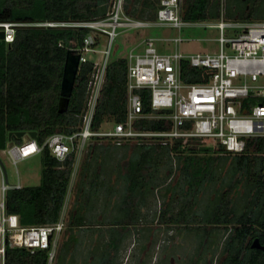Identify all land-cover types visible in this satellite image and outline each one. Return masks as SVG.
<instances>
[{
    "label": "trees",
    "instance_id": "16d2710c",
    "mask_svg": "<svg viewBox=\"0 0 264 264\" xmlns=\"http://www.w3.org/2000/svg\"><path fill=\"white\" fill-rule=\"evenodd\" d=\"M115 0H0V21L24 23H65V26H23L16 31L12 43L0 41V150L9 143L22 144L25 135L36 132L40 145L57 133L72 134L80 129L88 93L87 87L93 74L92 62L82 63L76 77L74 90L67 112H58V102L67 51L80 48L90 29L74 27L73 22H87L106 18ZM264 0H253L237 15L226 11V17L256 21ZM160 0H125V13L133 18L154 21ZM222 0H182V16L186 20H219L222 16ZM100 44V39H97ZM128 60L122 57L111 60L105 82L99 96L93 129L99 130L106 122L123 123L126 119L129 91L127 86ZM207 70L194 68L182 62L181 77L185 83L198 84L206 80ZM143 102L144 114L162 115L151 107V93L137 91ZM256 100L244 102V113ZM137 130L169 131L170 120L163 118L142 119L135 123ZM10 133L14 135L9 138ZM245 149L240 154L226 151L220 145H207L200 138L187 141L176 140L162 145L153 141L148 144L116 145L133 148L134 154L125 161L122 177L126 182L123 199V221H139L142 207L146 204L151 187H162L155 183L160 164L167 161L170 175L179 173L178 185L190 195L178 213L171 214L169 206L160 211L159 221L189 223L192 199L205 184L218 182L216 172L222 164L230 162V178L224 181L227 190L204 212L208 219L209 232L213 227L226 228L230 224V236L225 250L230 252L229 264H257L255 256L246 263L242 260L247 238L263 234L264 230V137L244 138ZM94 144V147H98ZM41 157L43 168L38 186L10 189L6 194V212L17 215L22 226H39L59 220L76 164V154L66 160L56 159L48 148ZM164 185V182H163ZM164 188V187H163ZM167 192L175 187H167ZM235 193V199L229 198ZM192 198V199H191ZM170 214V217H168ZM81 223L84 217L73 219ZM249 224V225H248ZM124 232L122 237H124ZM122 239L116 242V250ZM249 248V247H248ZM48 251L34 253L23 248H7L5 264H48Z\"/></svg>",
    "mask_w": 264,
    "mask_h": 264
},
{
    "label": "built area",
    "instance_id": "2783aa9c",
    "mask_svg": "<svg viewBox=\"0 0 264 264\" xmlns=\"http://www.w3.org/2000/svg\"><path fill=\"white\" fill-rule=\"evenodd\" d=\"M125 0H115L106 18L87 22H73L74 27L90 29L80 48H74L81 55L80 65L92 62L93 74L89 80L88 101L82 115L80 129L72 134L57 133L50 136L43 145L28 134L22 144L9 143L0 150L17 165L28 158L40 155L48 148L59 161L71 154L76 159L90 145L91 141H111L116 145L126 143L148 144L153 141L168 145L176 140L187 141L200 138L213 141L211 146L220 145L227 152H244L248 137H264V21L226 19L222 14L216 21L186 20L182 16V0H160V7L154 21L133 18L125 13ZM65 26V23H24L0 21L4 40L12 43L16 31L23 26ZM172 28L181 30L188 27L217 29L219 50L186 54L182 51H161L157 43H173L179 47L190 39L182 37H146L132 50L128 60V106L123 123H115L111 130L102 127L93 129L94 115L114 41L124 30L141 28ZM106 39L100 49L97 39ZM71 49V48H70ZM101 54L98 60L88 55ZM187 61L194 68L208 71L206 80L198 84L185 83L181 77L182 62ZM147 89L151 93V107L164 111L162 115L144 114L143 102L137 91ZM256 100L244 113V102ZM163 118L173 123L169 131L137 130L135 123L142 119ZM2 152V153H1ZM264 156V154H263ZM0 161V264H5L7 248L28 249L32 253L48 251V264H53L60 235L66 228L64 210L55 223L39 226H22L17 215L6 212V194L10 189H21L19 182L9 184L7 171ZM77 161V160H76ZM4 164V162H3Z\"/></svg>",
    "mask_w": 264,
    "mask_h": 264
},
{
    "label": "rangeland",
    "instance_id": "374dc122",
    "mask_svg": "<svg viewBox=\"0 0 264 264\" xmlns=\"http://www.w3.org/2000/svg\"><path fill=\"white\" fill-rule=\"evenodd\" d=\"M251 1L253 0H222V14L225 15L226 19H231L226 17V11L232 15H237ZM258 16L256 21H264V4L260 8ZM146 37H182L183 39H190L189 42H183L179 47H176L173 43H157L159 49L164 46L169 52L179 50L186 54H192L219 50V43L217 42L219 31L217 29L205 27H188L181 30L158 27L141 28L124 30L119 34L114 41L110 60L127 57L132 50L138 52L142 47L137 46ZM100 44V49H103L106 39L100 37ZM101 56V54L88 55L90 59L95 60L100 59ZM114 124L106 122L103 127L106 130H111ZM94 142H90V145L86 147L76 161L63 207L66 228L60 235L53 264H89L94 260L89 255H91L92 246L98 242L96 239L99 240L98 232H88L86 228L74 227L69 229L70 221H73V219L84 217L85 221H99L103 227L105 224L110 225L124 220L123 199L126 192V182L122 177L124 173L122 167L125 161L134 154V149L116 147L111 141H105L101 146L94 147ZM204 142L207 145L214 143L213 141ZM1 156L7 171L9 184L16 185L20 182L23 186H38L41 183L43 163L39 155L21 161L17 165H14L5 154H1ZM168 166L169 163L167 161L164 164L163 162L160 164L159 172L155 176V183L162 184V187L158 186L155 189L151 187V192L147 195L146 204L142 207V215L139 221H149L151 223H153L152 221H159L160 211L164 207L169 206L172 210L170 213L175 214L181 210L185 203L188 204L190 201V195L186 194V191L182 189V185H178L179 173L175 172L174 175H170ZM229 168L230 162L222 164L216 172L218 182L216 184L214 182L205 184L195 199L191 198L193 204L190 217L196 219L194 222L197 221L199 223L202 221L205 225L209 223L208 219H204V212L213 203H217L218 195L227 190L224 181L230 178ZM0 178H2L1 171ZM169 186L175 187V190L167 192L166 188ZM236 197L233 192L229 195L231 199ZM168 217H170V214H168ZM110 227L106 226V228L100 229L99 232L103 235L111 231L113 235L111 238H116L118 232ZM192 227L194 228L195 226H189V228L183 230L185 240L183 248L179 249V254L182 251L184 254L189 253L190 255L195 252L199 253L203 251V247L214 243L212 239H207L206 229L203 226H199L202 229H199L196 235H193L195 233H192ZM215 233V244L219 247L217 248L218 254L221 252L228 237L226 238L225 228L219 227ZM114 242L112 241L111 244L114 245ZM131 242V240L127 242V248L130 247ZM96 260V262H99L100 259L97 258Z\"/></svg>",
    "mask_w": 264,
    "mask_h": 264
},
{
    "label": "flooded vegetation",
    "instance_id": "af4514ba",
    "mask_svg": "<svg viewBox=\"0 0 264 264\" xmlns=\"http://www.w3.org/2000/svg\"><path fill=\"white\" fill-rule=\"evenodd\" d=\"M119 221L114 224H105L104 227L99 221H70V228H86L88 232H98V242L92 246V250L89 255L92 260L89 264H229L227 262L230 252L225 250V245L221 249V252L217 254V248L215 242V229L209 232L210 223L203 224L202 221H189V223H181L178 221ZM249 225V224H248ZM111 226L110 228L116 230V238H111V231L105 234L99 232L100 229ZM189 226H195L192 230L193 235L199 232V226H203L206 229V236L209 240L212 239L214 243L203 247V251L194 254H184L183 251L179 254V249L184 245V233L185 228ZM230 230H226L227 237L230 236L231 226L227 225ZM68 228V227H67ZM261 231L264 230L259 226ZM189 230V229H187ZM115 232V231H113ZM125 235L122 237L121 234ZM166 232V233H165ZM108 234V235H106ZM102 235V237H101ZM189 235V234H187ZM191 235V234H190ZM122 239L119 248L116 250V242ZM131 240L130 247L126 245ZM258 241L260 248H252L255 241ZM112 241L114 245L111 244ZM127 246V247H126ZM245 249L242 252V260L246 263L248 259L255 256L257 264H264V237L263 234L259 236L253 233L248 236L245 243ZM249 247V248H248ZM221 248V247H220ZM100 259L96 262V259ZM247 264V263H246Z\"/></svg>",
    "mask_w": 264,
    "mask_h": 264
},
{
    "label": "water",
    "instance_id": "95a60500",
    "mask_svg": "<svg viewBox=\"0 0 264 264\" xmlns=\"http://www.w3.org/2000/svg\"><path fill=\"white\" fill-rule=\"evenodd\" d=\"M4 37H5L4 32L0 30V41H3ZM80 59H81V55L78 54L74 48H71L67 51L64 73L61 83L60 98L58 102V112L60 114L67 112L69 108L70 99L74 90L76 77L80 67ZM13 135H14L13 133H10L9 138L11 139ZM28 135L33 139L37 137L36 132H30ZM15 136L21 138L26 135L25 133L20 132V133H16ZM1 163L6 171L5 165L3 164L2 161ZM252 248H260L257 240L252 245Z\"/></svg>",
    "mask_w": 264,
    "mask_h": 264
},
{
    "label": "crops",
    "instance_id": "0c3cea01",
    "mask_svg": "<svg viewBox=\"0 0 264 264\" xmlns=\"http://www.w3.org/2000/svg\"><path fill=\"white\" fill-rule=\"evenodd\" d=\"M161 51H168L164 46L162 47L161 46V49H160ZM106 141V140H105ZM105 141H95L94 143L97 145V146H101L102 144H103V142H105ZM106 142H110V141H106ZM76 165V164H75ZM66 201V200H65Z\"/></svg>",
    "mask_w": 264,
    "mask_h": 264
}]
</instances>
